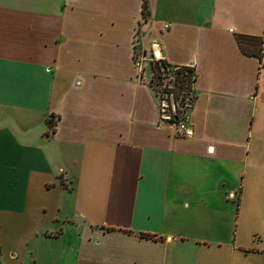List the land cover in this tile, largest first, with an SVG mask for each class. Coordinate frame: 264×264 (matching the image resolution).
Wrapping results in <instances>:
<instances>
[{
	"label": "crops",
	"instance_id": "obj_1",
	"mask_svg": "<svg viewBox=\"0 0 264 264\" xmlns=\"http://www.w3.org/2000/svg\"><path fill=\"white\" fill-rule=\"evenodd\" d=\"M0 264H264V0H0Z\"/></svg>",
	"mask_w": 264,
	"mask_h": 264
},
{
	"label": "built area",
	"instance_id": "obj_2",
	"mask_svg": "<svg viewBox=\"0 0 264 264\" xmlns=\"http://www.w3.org/2000/svg\"><path fill=\"white\" fill-rule=\"evenodd\" d=\"M150 60L155 62L161 60L156 46L152 49V57ZM137 65H139V63H137ZM167 75H165V78H163L161 82H158L153 87L158 99L157 107L159 123L170 126L174 135L178 138H192L193 131L190 128L188 116V112L191 108V98L190 96H187L185 99H176L174 94L170 92L174 87L173 77L168 78L166 77Z\"/></svg>",
	"mask_w": 264,
	"mask_h": 264
},
{
	"label": "trees",
	"instance_id": "obj_3",
	"mask_svg": "<svg viewBox=\"0 0 264 264\" xmlns=\"http://www.w3.org/2000/svg\"><path fill=\"white\" fill-rule=\"evenodd\" d=\"M144 11H146V8L144 7ZM146 19V17H144ZM239 43L242 44L243 42H255L256 40L251 38H245L240 37ZM150 69L153 73V77L151 79V84H153V87L158 82H161L163 78L166 77H173V88L170 90L175 96L176 99H185L187 96H190L191 98V85L192 81L194 79L193 71L190 68L185 67H176V66H170L164 61H158L155 62L153 60L150 61ZM175 70V71H174ZM172 81V80H171ZM52 117L50 118V120ZM47 125L51 126L53 125L51 121H47Z\"/></svg>",
	"mask_w": 264,
	"mask_h": 264
},
{
	"label": "rangeland",
	"instance_id": "obj_4",
	"mask_svg": "<svg viewBox=\"0 0 264 264\" xmlns=\"http://www.w3.org/2000/svg\"><path fill=\"white\" fill-rule=\"evenodd\" d=\"M189 95H191V94H189Z\"/></svg>",
	"mask_w": 264,
	"mask_h": 264
}]
</instances>
